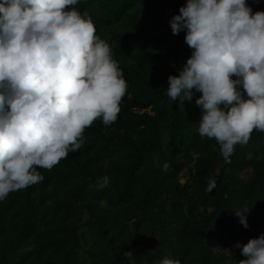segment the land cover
<instances>
[{
  "label": "trees",
  "instance_id": "16d2710c",
  "mask_svg": "<svg viewBox=\"0 0 264 264\" xmlns=\"http://www.w3.org/2000/svg\"><path fill=\"white\" fill-rule=\"evenodd\" d=\"M187 0H79L111 47L127 82L118 119L97 118L80 150L41 183L0 201V264H239V242L264 234V132L253 130L225 162L215 139L198 133L192 100L171 101L168 77L192 49L169 21ZM253 12L264 0H246ZM236 79V77H233ZM240 90L243 91L242 86ZM167 163L169 168L163 170ZM189 167L185 182L180 177ZM250 171L244 181L239 175ZM109 177L99 188L97 181ZM208 178L216 187L207 191ZM248 207V228L234 210ZM215 238L219 250L211 247ZM223 249H231L228 253ZM132 252V261L125 252Z\"/></svg>",
  "mask_w": 264,
  "mask_h": 264
},
{
  "label": "clouds",
  "instance_id": "9594fccd",
  "mask_svg": "<svg viewBox=\"0 0 264 264\" xmlns=\"http://www.w3.org/2000/svg\"><path fill=\"white\" fill-rule=\"evenodd\" d=\"M78 3L0 0V201L41 183L38 168L51 170L80 150L97 118L105 126L118 119L127 82ZM169 24L174 35L186 30L192 53L179 75L168 77L167 95L183 106L193 89L202 93L198 133L215 139L230 162L237 144L264 132V11L253 12L246 0H187ZM109 182L104 176L97 186ZM215 187L208 178L207 191ZM250 210H234L245 228ZM234 247L246 258L239 264H264V234ZM158 264L181 262L165 257Z\"/></svg>",
  "mask_w": 264,
  "mask_h": 264
},
{
  "label": "rangeland",
  "instance_id": "374dc122",
  "mask_svg": "<svg viewBox=\"0 0 264 264\" xmlns=\"http://www.w3.org/2000/svg\"><path fill=\"white\" fill-rule=\"evenodd\" d=\"M188 176H189V167L185 168V170L182 172L181 177H180L181 181L185 182L188 179ZM239 177L240 179L247 181L250 179L251 173L250 171L246 170L243 173H241ZM211 247L214 250H219V244L217 243L214 237L211 239ZM230 250L231 249H223V252L228 253Z\"/></svg>",
  "mask_w": 264,
  "mask_h": 264
}]
</instances>
